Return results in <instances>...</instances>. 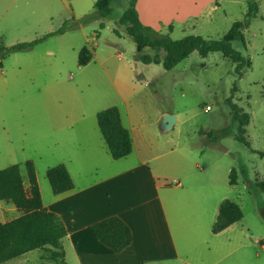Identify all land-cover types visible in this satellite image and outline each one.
I'll list each match as a JSON object with an SVG mask.
<instances>
[{"label":"rangeland","instance_id":"374dc122","mask_svg":"<svg viewBox=\"0 0 264 264\" xmlns=\"http://www.w3.org/2000/svg\"><path fill=\"white\" fill-rule=\"evenodd\" d=\"M95 1L0 0V46L31 41L65 22L70 26L30 50L9 53L3 61L8 72L7 81L0 83V169L18 164L25 177L24 163L31 160L42 202L59 217V206L53 203L61 196L52 193L46 169L59 163L71 170L75 165L86 167L85 162L68 161L79 133L97 127L95 112L115 106L127 127L124 114L131 108L138 115L135 124L145 129L146 148L152 149L148 164L162 176L149 179L135 169L114 190L119 203L134 208L131 219L137 241L146 251L135 253L127 264H264V191L258 186L264 181V0H252L258 10L242 31L243 42L231 43L250 61L241 73L220 51L203 57L195 50L169 70L162 64H144L135 56L134 41L118 23L129 0H113L105 17L95 12ZM158 2L157 6L166 0ZM248 2L175 0L180 11L159 16L156 30L174 40L186 35L219 39L233 22L245 19ZM84 17L85 23L74 25ZM84 46L93 59L79 66L78 53ZM231 105L249 115L246 124L239 115L232 119ZM162 111L178 117L170 129L160 128ZM171 147L175 152L151 159ZM137 153L126 160L132 166ZM184 158L187 164L180 162ZM107 159L117 163L109 154ZM167 159L177 163L168 167ZM103 168L91 173L93 177L73 174V178L82 188L88 180L99 181ZM188 172L195 174L189 183H202L203 176L206 186L194 189L191 212L186 202L179 201L177 229L191 231L186 237L176 235V255L169 258L155 184H175L176 175ZM224 199L241 207L242 218L213 234L211 227ZM145 225L149 243L155 241L158 247L151 248L139 238ZM65 246L66 256L63 251L56 260L49 250L39 249L0 264H77L69 241Z\"/></svg>","mask_w":264,"mask_h":264},{"label":"trees","instance_id":"16d2710c","mask_svg":"<svg viewBox=\"0 0 264 264\" xmlns=\"http://www.w3.org/2000/svg\"><path fill=\"white\" fill-rule=\"evenodd\" d=\"M112 1L96 0L93 6L95 12L101 17L108 16L111 12ZM136 1H128L118 23L134 41L135 56L142 63L162 64L165 69L169 70L196 50L203 57L210 52L220 51L223 56L236 64L237 73H241V68L250 65L249 59L233 48L231 43L238 40L243 42L242 31L248 19L258 10V5L254 1L249 0L245 19L233 22L221 38L208 39L201 35H186L176 40L168 34L143 25L135 8ZM86 20L87 18L84 17L75 21L74 25L83 24ZM69 27L65 22L58 30L31 41L16 43L8 47L0 46V66L1 60L9 53L30 50L47 36L64 32ZM146 49L149 52H145ZM91 59L92 53L87 47H82L78 53V65L84 66ZM231 115L233 120L239 115L242 123L248 122L249 115L241 112L235 105H231ZM96 120L111 158L116 160L127 156L131 152V137L121 123L117 107L111 106L98 111ZM210 133L213 134V132ZM236 137L248 143L242 134ZM24 164L28 186H25L18 164H12L0 170V200L12 203L21 211V215L17 218L4 223L0 222V263L36 249L49 250L54 260L63 257L61 240L66 236L67 229L59 217L43 205L33 162L27 160ZM45 176L55 195L74 187L73 180L63 163L47 168ZM229 176V182L235 183L234 169L230 171ZM258 186L264 191V181L258 182ZM241 218L240 206L234 201L224 199L219 204L217 218L212 224L211 231L214 234L218 233ZM91 230L97 241L116 253L132 242L130 227L118 216H109L92 223Z\"/></svg>","mask_w":264,"mask_h":264},{"label":"crops","instance_id":"0c3cea01","mask_svg":"<svg viewBox=\"0 0 264 264\" xmlns=\"http://www.w3.org/2000/svg\"><path fill=\"white\" fill-rule=\"evenodd\" d=\"M158 1L159 0L136 1L135 8L137 10L138 17L143 25L157 29L156 21H159V16L168 11L175 13L180 11L181 6H176L174 4L175 0H166V2H164L165 0H163L164 3L157 6ZM145 18L148 21H145ZM5 59L6 57L1 60L2 64L0 66V83H2V81H7L6 73L8 72V70L6 71L5 65L3 63ZM97 112H95V117ZM165 113L172 114V112L162 111L161 115H164ZM119 114L122 123V115L120 112ZM124 116L128 123V126L125 127L123 124L122 125L128 130L131 137V152L127 156L116 160L112 158V160L117 163H110L111 161L107 159V154H109V152L101 135L99 127L98 125L97 127H94V125H92L89 128L83 129L82 132L79 133L78 140L75 143V152L72 154V158L70 157V160L68 161L70 162L76 160L79 161L77 163L85 162L86 167L84 165L82 166V164L79 166L75 165L72 168V170L74 171H72L67 164H64L73 180L74 187L71 190L57 194L61 197L59 200L55 201L53 205L59 206L58 212L56 211V213L59 214L61 221L67 229L66 236L61 240L64 257L66 256L65 242L69 241L76 255L77 264H127L131 262L130 258L133 257V255L138 251L142 250V252L146 253V251L143 250L144 245L142 244V242L137 241V232L135 231V228L133 226L134 221L133 219H131L134 216L132 213L134 208L130 209V207H126L124 204L119 203L116 196H114V193H116L114 192V190L118 187H122V180L124 179L125 175L135 169L143 170L145 174L148 175L149 179L158 178L159 176H162V174L157 169L151 168L148 164V156H150V154L152 153V149L146 148V142L148 141L146 140V133L144 132L145 129L143 130L142 128L143 125L137 126L135 124V121H138V115L136 114V111L129 108L126 110ZM177 119L178 117L176 116V120ZM175 150V147H171L165 153H159L151 159L164 154L168 155L169 153L175 152ZM133 151H138V153L136 156L137 163L132 166L126 160ZM104 159L105 164L103 163ZM180 162H182L183 164H187L186 162H188V160L184 158V161ZM166 163H168V167L174 166L175 163H177V159H167ZM101 167H104V170L102 172L103 175L99 181L94 182L88 180L82 188H79V186H77V183L73 178V174H75L76 177H82L83 179H85L86 176L93 177L91 173L97 172L98 168ZM194 176L195 174H192L191 172H188L187 174L180 173L176 175L177 180H174L175 184L169 185L165 182L155 184V203L157 204V208L161 211L164 231L168 238L170 248L169 258L176 255V235H183L184 237H186V235L191 231L190 228H185L180 232L179 229H177L178 227L176 223L177 221H179L177 212L178 210L180 211L178 207L179 201L186 202L187 210L191 212L195 207L194 203L192 202L193 200H190V196L194 195L193 193L194 191H196L194 189L196 188L199 190L200 188H204V186H206L205 178L203 176L199 177L202 183H189L190 179ZM22 178L25 186H28L26 176H22ZM46 208L49 209V207ZM20 215L21 211L17 209L12 203L0 200V217H4L2 218L3 220H0L1 223L10 221ZM109 216L120 217L130 227L132 233V242L118 253L111 251L106 246L97 241L91 230L92 223ZM229 226H227L226 228H228ZM146 229L147 228L145 225L144 233L141 234L139 238L141 237L145 242L149 243L147 234L145 232ZM149 244L151 245V248L158 247V243H156L155 241H151ZM36 250L38 251L39 249ZM30 252L31 251L21 256H25ZM148 257V255H144V259H147ZM139 264H141V262H139Z\"/></svg>","mask_w":264,"mask_h":264},{"label":"water","instance_id":"95a60500","mask_svg":"<svg viewBox=\"0 0 264 264\" xmlns=\"http://www.w3.org/2000/svg\"><path fill=\"white\" fill-rule=\"evenodd\" d=\"M176 121V116L171 113H165L162 116L161 122H160V128L163 130L170 129L174 122Z\"/></svg>","mask_w":264,"mask_h":264},{"label":"built area","instance_id":"2783aa9c","mask_svg":"<svg viewBox=\"0 0 264 264\" xmlns=\"http://www.w3.org/2000/svg\"><path fill=\"white\" fill-rule=\"evenodd\" d=\"M208 108V107H207Z\"/></svg>","mask_w":264,"mask_h":264}]
</instances>
